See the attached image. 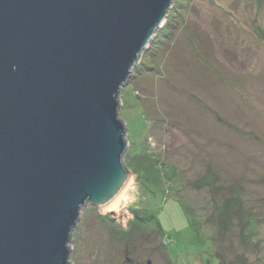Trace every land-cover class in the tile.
Wrapping results in <instances>:
<instances>
[{"label": "rangeland", "instance_id": "374dc122", "mask_svg": "<svg viewBox=\"0 0 264 264\" xmlns=\"http://www.w3.org/2000/svg\"><path fill=\"white\" fill-rule=\"evenodd\" d=\"M119 102L124 199L70 264H264V0H174Z\"/></svg>", "mask_w": 264, "mask_h": 264}, {"label": "water", "instance_id": "95a60500", "mask_svg": "<svg viewBox=\"0 0 264 264\" xmlns=\"http://www.w3.org/2000/svg\"><path fill=\"white\" fill-rule=\"evenodd\" d=\"M174 0H0V264H70L129 172L119 98Z\"/></svg>", "mask_w": 264, "mask_h": 264}, {"label": "bare ground", "instance_id": "6f19581e", "mask_svg": "<svg viewBox=\"0 0 264 264\" xmlns=\"http://www.w3.org/2000/svg\"><path fill=\"white\" fill-rule=\"evenodd\" d=\"M131 179L128 181V187L130 186V184H131ZM126 190V189H125ZM124 192L125 191H123L121 194H120V196H119V198L116 200V202L108 209V211H113V212H115V211H117V209H118V207H119V204H120V201L121 200H123L124 199Z\"/></svg>", "mask_w": 264, "mask_h": 264}, {"label": "trees", "instance_id": "16d2710c", "mask_svg": "<svg viewBox=\"0 0 264 264\" xmlns=\"http://www.w3.org/2000/svg\"><path fill=\"white\" fill-rule=\"evenodd\" d=\"M194 229L196 230L195 232L197 233V227L194 226Z\"/></svg>", "mask_w": 264, "mask_h": 264}, {"label": "flooded vegetation", "instance_id": "af4514ba", "mask_svg": "<svg viewBox=\"0 0 264 264\" xmlns=\"http://www.w3.org/2000/svg\"><path fill=\"white\" fill-rule=\"evenodd\" d=\"M151 264V263H150Z\"/></svg>", "mask_w": 264, "mask_h": 264}]
</instances>
